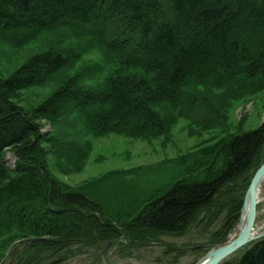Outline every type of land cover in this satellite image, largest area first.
Wrapping results in <instances>:
<instances>
[{
	"label": "trees",
	"instance_id": "trees-1",
	"mask_svg": "<svg viewBox=\"0 0 264 264\" xmlns=\"http://www.w3.org/2000/svg\"><path fill=\"white\" fill-rule=\"evenodd\" d=\"M70 24L92 28L108 52L151 74L147 82H113L98 94L68 83L40 110H47L43 115L48 118L62 101L77 108L100 107L98 113L86 115L96 134H103L110 122L109 128L123 127L118 131L137 136L147 127L160 126L157 114L149 111L151 102H171L185 80L201 70L232 77L264 75V0H0L2 29ZM64 64L62 54L44 53L0 81V237H47L21 256L16 253L9 264H45L51 247L102 240L117 231L84 190L70 188L51 174L42 149L36 153L50 137L11 96L36 84L43 71H56ZM8 151L18 159L13 169L5 161ZM223 153L226 163L207 178L176 181L143 206L122 225L130 236L182 233L213 208L225 212V221L233 224L254 173L264 163V125L233 137ZM224 264H264V237Z\"/></svg>",
	"mask_w": 264,
	"mask_h": 264
},
{
	"label": "rangeland",
	"instance_id": "rangeland-1",
	"mask_svg": "<svg viewBox=\"0 0 264 264\" xmlns=\"http://www.w3.org/2000/svg\"><path fill=\"white\" fill-rule=\"evenodd\" d=\"M108 51L92 28L80 24L31 30L0 28V81L44 53L65 57L63 68L43 71L36 84L11 96L24 112L38 120L44 136L50 137L39 144L36 153L42 149L51 174L70 188L84 190L96 202L101 216L117 226V231L102 240L53 245L45 264H195L212 250L208 245L217 243L214 240L221 234H226L224 239H235L238 227H234L240 214L229 225L226 213L213 208L212 214H201L182 233H161L155 238L131 237L122 225L176 181L203 180L210 171L220 169L226 163V144L264 125V75L232 77L201 70L185 80L171 102H151L149 111L157 114L160 126L147 127L142 136L118 131L123 127L109 128L111 122L109 127L105 124L106 129L95 123L104 131L96 134L87 125V116L100 111L95 106L77 108L72 102L62 101L55 114L45 118L47 110L40 112L41 108L68 83L71 88L98 94L113 82L151 79L149 71L129 65ZM121 111L118 107L117 113ZM9 152L5 161L13 169L18 159ZM259 196L263 201L257 205L254 229L262 233L264 182ZM225 225H229L227 232ZM263 237L249 242L221 264L235 260ZM29 238L40 239L35 244L47 239L0 237V264L20 241ZM26 249L18 248L4 264Z\"/></svg>",
	"mask_w": 264,
	"mask_h": 264
},
{
	"label": "water",
	"instance_id": "water-1",
	"mask_svg": "<svg viewBox=\"0 0 264 264\" xmlns=\"http://www.w3.org/2000/svg\"><path fill=\"white\" fill-rule=\"evenodd\" d=\"M264 180V163L257 169L254 174L250 185L247 189L245 199L243 202L242 210L240 213V218L235 224V227L240 228L239 234L235 239L230 240L229 237L224 239L221 243L211 246V251L207 253L203 258H201L195 264H221L225 262L234 252L244 248L249 242L264 236V232L259 233L255 231L254 224L256 219V209H257V198L259 192V185ZM242 217H245V222L242 223ZM40 241L38 238H29L19 242V244L14 248L12 253L16 251L21 246L26 249L30 245ZM11 253V254H12ZM11 254H8L2 264L10 259Z\"/></svg>",
	"mask_w": 264,
	"mask_h": 264
},
{
	"label": "bare ground",
	"instance_id": "bare-ground-1",
	"mask_svg": "<svg viewBox=\"0 0 264 264\" xmlns=\"http://www.w3.org/2000/svg\"><path fill=\"white\" fill-rule=\"evenodd\" d=\"M8 153H10L9 151H8ZM7 153V155H9ZM7 157V156H6ZM252 180V179H251ZM251 182V181H250ZM264 182V180L261 182V184L259 185V192H258V198H257V205L261 202V201H263V199H261L260 198V196H259V193H260V189H261V185H262V183ZM249 185H250V183H249ZM249 187V186H248ZM247 192V191H246ZM245 195H246V193H245ZM244 199H245V196H244ZM243 202H244V200H243ZM243 206V205H242ZM241 210H242V208H241ZM243 222H245V217H242V222H241V224H240V226L242 225V223ZM239 232H240V228H238V234H239ZM237 234V235H238ZM210 248V247H209ZM239 251V250H238ZM237 252V251H236ZM236 252H234L230 257H232Z\"/></svg>",
	"mask_w": 264,
	"mask_h": 264
}]
</instances>
